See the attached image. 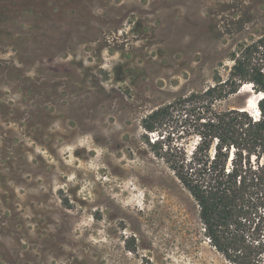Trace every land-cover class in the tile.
I'll return each mask as SVG.
<instances>
[{
	"label": "rangeland",
	"instance_id": "rangeland-1",
	"mask_svg": "<svg viewBox=\"0 0 264 264\" xmlns=\"http://www.w3.org/2000/svg\"><path fill=\"white\" fill-rule=\"evenodd\" d=\"M263 35L264 0H0V264H230L140 122Z\"/></svg>",
	"mask_w": 264,
	"mask_h": 264
},
{
	"label": "trees",
	"instance_id": "trees-1",
	"mask_svg": "<svg viewBox=\"0 0 264 264\" xmlns=\"http://www.w3.org/2000/svg\"><path fill=\"white\" fill-rule=\"evenodd\" d=\"M229 60L225 79L144 116L142 139L196 203L210 246L230 264H264V35ZM245 85L255 115L216 108Z\"/></svg>",
	"mask_w": 264,
	"mask_h": 264
},
{
	"label": "bare ground",
	"instance_id": "bare-ground-1",
	"mask_svg": "<svg viewBox=\"0 0 264 264\" xmlns=\"http://www.w3.org/2000/svg\"><path fill=\"white\" fill-rule=\"evenodd\" d=\"M255 110H256V104H255ZM120 176L123 179H129V180H132L131 179L132 177H134V178L137 177L138 179H144L145 181H148L147 187H149V189H151V188L157 189V192H155L157 194H160V188L164 187V182H165L164 180H162L160 178L159 175H157L156 172L152 173L149 170H146L143 166H138V165L132 164V163L124 165L122 167V171L120 172Z\"/></svg>",
	"mask_w": 264,
	"mask_h": 264
}]
</instances>
